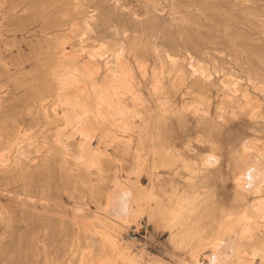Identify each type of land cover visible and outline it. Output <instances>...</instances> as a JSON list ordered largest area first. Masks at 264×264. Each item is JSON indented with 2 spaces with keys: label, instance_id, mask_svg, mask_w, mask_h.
<instances>
[{
  "label": "rangeland",
  "instance_id": "obj_1",
  "mask_svg": "<svg viewBox=\"0 0 264 264\" xmlns=\"http://www.w3.org/2000/svg\"><path fill=\"white\" fill-rule=\"evenodd\" d=\"M54 1L57 0H0V84L3 83L0 85V88L2 87L0 89V96L3 95L2 97L5 96L8 99L2 113H0V118H18V120L26 126V129H21L24 136L21 139L34 136L32 138H35L37 141H41L39 147L42 152L37 155V163H30V168H34L37 164H39V158L44 155L45 149L48 147L44 146L43 141L46 137L50 138L51 135V139L62 138L63 140L76 144L75 151L77 153H75V151L74 153L78 156H83L87 160L95 159L97 161V158L99 159L101 156H110L115 163H104V167L106 168L107 166L110 170L114 169L117 173H119L118 176L121 177H119L121 184H119L120 187L118 186V188L120 191L118 189L117 192L119 193H116L115 195L117 198L113 196L114 199H112V202L110 200V204L112 203V205L111 207L109 206V208L106 207V210L104 207L108 202V197L106 196L111 194L114 189H117L113 183L108 182L107 180H102L101 176L96 171V168L88 170V172H90L91 178L89 179L91 181L89 179L85 180L87 182L90 181V184L82 177L81 179L80 177L76 178V174L70 179L71 181H67V184V182H63L60 179L59 172L54 169L55 172H51L52 175L50 174L52 177L49 175L51 177L50 181H47L48 187L50 188L49 199L51 201L47 212L49 219L52 221L49 224L50 226H46L42 220L38 217L36 218L35 216H32L33 214L31 213L34 212V214H38L37 212L42 213L44 211L42 209V202L40 201L42 196L40 194L38 195V193L27 195L23 194L25 183L28 181H20L17 183L11 182L7 186L8 188H4L7 190L6 192H0V208L3 209L5 213L3 216H0V218H2V221L0 222V263L59 264L64 260L62 263L67 264L71 258L67 252L69 251V254H71V249L76 247L78 243L79 245L81 244L80 246H83L81 251L85 252L83 258L78 257L80 258L79 260H77L78 258H75L77 261L73 259V264H83L84 260V264H135L130 261L133 259H136V264H201L202 261H196L192 258V253L195 251L194 246H196L197 243L182 240L181 236H178L177 238L173 237L174 235L172 236L170 228L171 224L169 220L170 212L173 209H182L187 206V203L194 200L195 202L197 201L196 204H198V211L195 210L198 214L196 216L197 223H194L195 227L202 229L204 226V228H207V222L209 221H218V223L222 221L223 224L219 225V227L222 226L221 229L225 232L223 233V240L221 241L222 243L219 244V248H221V244L224 248L219 249L221 256H223L222 258L220 256L219 261L221 260L220 262L223 264V258L225 257V261L228 262V259L236 252V250H238L240 245L238 244V247H236L237 242L235 241L236 244L234 243L236 238L234 234L240 229L245 228V226H240L243 225L241 223L250 222L254 218L252 217L254 215H252V210L250 213L249 209L248 213L247 210H244L243 208L245 205L249 207L255 204V202L257 203L262 196L260 194H256L254 190H252L253 192L251 191L254 196L250 194L251 192L249 189L251 186H253L252 188H255L256 186V184H254L256 181L251 178L252 175L250 174H253L252 171L254 168L259 169V171H263L264 169V161L259 160V158L255 155H249L244 159H240L238 156L239 152H237L238 149H235L236 141L243 137L248 139H264V119H256L250 114L242 116L241 118H226L220 121L219 126H217L218 129L213 134H210L212 135L210 137L206 131L208 122L205 123L206 121H203L202 118L193 114L191 111V113L188 112L189 110H185L186 112L183 109L180 110L181 105L184 103L191 104L194 101L193 95L189 94L190 90H188L185 95L182 94V92H179L173 96V102H171V112L165 115H162L158 110L156 100L151 95L146 94L145 97L151 103L148 111H145L142 119H135L138 128L128 133L119 132L118 134H120L121 137H124L123 143L120 145H110L107 141L117 134L115 127L110 124L115 123V120L102 124L100 129L95 122L98 120L96 118L97 116L93 118V113L89 111L92 110V107L87 104L88 97L86 94L81 95L78 94V92H73L75 90L68 91L67 95H70V98L68 96L66 98V103L58 104L57 115L54 117L53 115H49L47 98H45L44 101L41 99L39 102L32 99L29 101L27 95L25 94H27L29 89L35 88L37 84L42 83V78H44L43 75L46 76L47 71H51L53 68L51 65L53 58L55 59L58 57V55H54L55 50L52 49L54 44L56 45L57 43V37L54 38V36H48V31L46 29V5H50L54 3ZM147 1L148 0H121L120 5L125 6L133 12L136 11L140 16L139 18L144 19L147 16L144 14L146 13L148 5ZM165 1L163 2L164 6L161 7L159 15L168 19V21H170L171 17L177 13L178 17L186 18L183 16V14H185V16L188 15V18L190 17L193 18L195 22L197 21L196 23H198V25H204L203 27H205V25L206 27L208 26L209 22L203 18L202 13L208 12L207 7L209 4H207V0H200V2L199 0H175L174 2L176 3H174L173 0H169V2H167L168 0ZM180 1H183L184 3L186 2V6L189 7L187 9L185 6L187 9L186 11L182 5V7L180 6ZM250 1L251 2L245 5L246 8L244 6L245 11L240 15V22L236 24L234 23L233 25L231 24V26L230 22L227 20L228 16H226L225 13L217 16L218 18L216 17L217 19L214 21L218 20L217 23L219 22L218 25L221 27L222 31L230 25L231 27H229L228 33L238 37L241 43H248L247 45H244L248 49L251 48L250 46H255L254 48H256V50H260L264 56V0ZM59 2H56L54 4L55 6L53 5L49 10L53 11V9L57 10L58 8L61 10H68L69 8L72 9L70 6L65 8L68 5L67 1L62 0L60 2L61 4ZM175 8H178L176 9V13ZM195 11L198 12L199 15L201 14V16L199 17V15H197L198 13L196 14ZM73 14L74 13L70 14V16L64 17L63 20H70L71 17L74 19L75 14ZM219 17L222 19H219ZM51 20V22L54 20L56 22L55 25L52 24V26L49 27H53L51 31L54 32V30L57 31L62 28L60 26L57 27V24L59 23L58 16ZM213 22L210 23L212 24ZM91 43V41H88V45ZM91 45H93V43ZM70 46V44L66 45L68 51L71 50ZM244 57L245 56H243V58ZM252 60V62H255L258 65L256 58L253 57ZM3 62H5L6 65H3ZM47 66H49V69ZM188 67L189 70L193 69L190 65H188ZM35 70H37V72H35ZM33 72H35V76L32 75ZM20 73L28 75L27 78H29L31 82L23 83V81H26V78ZM196 75L198 74L196 73ZM222 75L223 74L216 75V78H223ZM33 77L34 79H32ZM36 78L39 81L35 80ZM190 82L191 81L185 84L183 88L186 89L187 87L193 85ZM7 83L8 86L6 85ZM244 83H246L245 80L241 81L240 85H244ZM141 89L143 92H149L148 88L143 87ZM7 91H9V93ZM75 110L77 111L75 112ZM212 114L215 115L214 109ZM160 116L163 117L161 118ZM244 125H247L249 129H246ZM140 136L145 139L148 138L147 140L153 138L151 144L154 145L153 152L155 153L147 162L148 166L146 169L140 171L139 173L137 172L138 174L135 173L128 175L126 170L132 167V163L134 162V157L137 152L138 154L143 155L144 150H146L140 145ZM207 138H211L217 142V152L221 154V160L215 161L216 156L213 153L214 151H212L213 147L207 143ZM130 140L131 143H129ZM82 141H84L86 145L84 147H78V144ZM189 141L192 146L191 150L187 149V142ZM74 153L73 155H75ZM13 158L14 156H12V160ZM160 159L161 161L159 162ZM74 160L75 159L72 158L71 162L83 164L81 165V170H79V172L82 171L84 163L80 162L81 160ZM155 161L158 162L157 164L161 165V168H158L157 170L154 169V164L156 163ZM208 161L213 164L208 163ZM56 165L57 163L54 166ZM114 166H117V170ZM2 169L3 167H0V171ZM192 169H205L207 171L217 172V177L213 182L209 183V185H206L207 183H203L201 179L192 180L190 178ZM250 169L251 173L249 171ZM246 172L247 174L244 175ZM247 175H249V177ZM152 178H154L153 181L155 183L156 190L151 193L141 194V188L148 187L151 184L150 182L152 181ZM73 180L76 182H73ZM55 183H57L58 186ZM89 185H92L91 188ZM202 186L204 190H202ZM207 186L208 188L210 187L209 191ZM239 186L241 190L239 189ZM70 189L71 191L76 189V196L78 198L71 197ZM77 189H84L85 191H78ZM89 190H93L92 194L88 193ZM53 191L54 193H52ZM198 191L202 195H200ZM55 193L57 194L54 195ZM68 195H70V197ZM54 196H56V198ZM30 198L37 199V208L39 207L37 210L33 211V209L28 206L29 203L24 205L26 200L28 201ZM113 201L116 203L113 204ZM77 202L80 204L82 203L81 205L83 206L85 205L87 208L85 213L87 214L84 213V217L81 215L74 219L73 207L77 204ZM130 204L132 205L130 206ZM143 205L147 206L148 211H143ZM202 205H205V208ZM200 206H202V208ZM15 209L18 210L16 211ZM128 209L131 211H128ZM168 209H170V211ZM63 210L67 213H64ZM133 210L138 213L135 215H140L137 219L138 224L134 223V215H132ZM24 211H26V213ZM200 212L205 213L201 214ZM247 214H249V217H247ZM8 216H10V218ZM62 216L65 217L63 218ZM201 219H203V222ZM11 221H13L12 224ZM2 222L6 223V225ZM72 222H75V225ZM231 222L232 224H228ZM9 224L11 226H8ZM84 224H86L87 227L89 226V230L86 226H83ZM139 225L141 229L137 228ZM179 228H183V226L179 225ZM250 228L251 230L254 229L253 226H250ZM81 229L84 230L81 231ZM84 231L87 232L85 233ZM82 237L86 239H82ZM188 237L192 239L193 235L188 234ZM229 238L232 241H230ZM72 239L74 241H72ZM78 239L80 240V243ZM224 239L227 240V243L224 242ZM228 241L231 243H228ZM232 242L234 243L233 245ZM233 247L236 248V250ZM65 249L67 251H65ZM206 252H213V249H207ZM126 254L130 255V257L124 258ZM225 255L230 256L226 259L227 256ZM253 261L254 262L251 263L256 264L261 260L260 258H253ZM224 264H226V262Z\"/></svg>",
  "mask_w": 264,
  "mask_h": 264
},
{
  "label": "bare ground",
  "instance_id": "obj_2",
  "mask_svg": "<svg viewBox=\"0 0 264 264\" xmlns=\"http://www.w3.org/2000/svg\"><path fill=\"white\" fill-rule=\"evenodd\" d=\"M59 1L61 2L62 0H57L50 5H46V29L48 31V36H54V38L57 37V43L56 45L54 44V47L52 49L55 50H53L55 52L54 55H58V57H56L55 59L53 58V61L51 63L53 68L51 69V71H47L46 76L43 75L44 78H42V83L37 84L38 86L36 85V87L34 86L35 88L29 89V91H27V94L24 93L25 95H27L29 101L32 99L36 102H39L41 99L44 101L45 98H47L49 115H53V117L57 115L58 104L66 103V98L68 96L70 98V95H67L68 91L75 90L73 92H78V94L81 95L86 94L88 97L87 104L88 106L92 107V110L89 111L93 113V118L97 116L96 118L98 120H96L95 122L100 129L102 127V124L110 122L111 120H115V123L110 124L115 127L117 134L107 141L110 143V145H120L121 143H123L124 137H121L120 134H118L119 132L128 133L138 128L135 119H142L145 111H148L149 105L151 103L145 97L146 94L151 95L156 100V103L158 104V110L162 115H165L171 112V102H173V96H175L179 92H182V94L185 95L187 94V91L190 90L189 94L193 95L194 101L191 104L184 103L183 105H181V109H179H183L184 111L189 110L188 112L191 111L193 114L199 116L203 121H206L205 123L208 122L206 131L210 137L212 136L210 134H213L218 129L217 126H219L220 121L223 119L241 118L242 116L249 114L256 119H264V56L260 50H256V48H254L255 46H250L251 48L248 49L244 46L248 43H241L238 37H235V35L228 33L229 27H231L234 23L236 24L240 22V15L245 11L244 6L251 2L250 0H207V4H209V6L207 7L208 12H202L203 18L209 22L207 27L206 25L205 27H203L204 25L201 26V24L198 25V23H196L197 21L195 22L193 18H188V15L185 16V14H183V16L186 18L178 17L176 13V9L178 8H175L176 14L171 17L170 21H168V19H165V17L160 16L159 12L161 10V7L164 6L163 2L165 0H148L147 9L145 8L146 13H144L147 16L144 19H140V16L136 11L135 13L132 10L127 9L125 6L120 5L121 0H65L68 3L65 8L70 6L72 7V9H64L66 10L64 11L58 8L57 10L53 9V11H50L49 9H51V7ZM174 1L175 0H173V2ZM167 2H169V0ZM185 3L183 1L179 2L180 6L182 5L186 11L189 7H187V4ZM185 6L187 7V9ZM72 13L75 14H73L75 16L74 19H72L71 17L70 20H63L64 17L70 16V14ZM197 13L198 12H196V14ZM222 13H225V15L228 16L227 20L230 22V25L232 24L231 26H227L224 31H222L221 27L218 25V20L214 21L218 18L217 16L223 15ZM197 15H199V13ZM57 16L59 17V23L57 24V27L60 26L62 28L58 29L57 31L54 30L53 32L51 31L53 27H49L52 26V24L55 25V20L51 22V19ZM200 16L201 14L199 15V17ZM219 19L222 18L219 17ZM210 22L213 23L211 24ZM88 41H91L93 45H91L92 43L88 45ZM67 44L71 45V50L69 51L66 47ZM243 56H245L246 58H243ZM253 57L257 59L256 61L258 65L255 62H252ZM3 65H6V63L3 62ZM48 65L51 66L50 64ZM188 65H190L193 69L189 70ZM49 66H47L48 69ZM35 72H37V70H35ZM35 72H33L32 75H34ZM196 73L198 75H196ZM219 74H223V78H216V75ZM23 76L26 78V81H23V83L31 82V80L27 78L28 75L25 74ZM32 79H34V77ZM35 80H37V78ZM243 80H245L246 83H244V85H240V82ZM189 81H191L190 83H192L193 85L184 89V85L189 83ZM2 84L3 83H1L0 85ZM6 85L8 86V83ZM143 87L148 88L149 92H143L141 89ZM7 92L9 93V91ZM2 96L3 95L0 96V113H2L6 105L5 103H7L8 101L5 96ZM213 109L215 111V115L212 114ZM76 111L77 110H75V112ZM160 117L162 118L163 116ZM244 127L246 129H249L247 125H244ZM22 128L26 129V126L23 125V123L18 120V118H0V167H3V169L0 171V192H6L7 190L4 188L7 187L11 182L17 183L20 181H28L27 183H25L23 194H40L42 196L40 201L42 202V209L44 210L42 213L37 212L38 214H34V212H31L33 214L32 216H35L36 218L38 217L44 222V225L47 226L52 221L49 219L47 212L49 203L51 202L49 199L50 188L48 187L47 181H50L52 177L51 172H55L54 169H56L60 174V179L63 182H67L72 177H74L75 174L77 175V177L75 176L76 178L80 177L81 179L82 177L84 178V180L89 179L91 177L88 170L96 168V171L101 176L102 180H107L108 182H111L116 186L115 188L117 190L114 189L112 191L111 189L113 193L110 191L111 194L106 196L108 197V202L104 207H111L112 203L110 204V200L112 202V199H114L113 196L115 197L116 193H119L117 191L119 189V184H121V180L119 179L120 176H118L119 173H117V171H115L114 169H111V171L106 166V164L105 166L107 169L104 167V163H115V161L112 160L110 156H101L99 159L97 158V161L95 159L87 160L83 156H78L75 154L77 153L75 151L76 144L67 140H63L62 138L51 139L50 135V138L46 137V139L44 138V141L41 139L44 143V146L48 147L45 149L44 155L39 158V164H37L34 168L31 167V169L30 165L38 160L37 155L38 153L42 152L41 148L39 147L41 141H37L35 140V138H32L34 136L21 139L24 137L23 133L21 132ZM147 139L142 138L141 136L139 137L140 145L146 150H144L143 155H140L137 152L134 157L132 167L126 170L128 175H132L137 172L139 173L140 171L146 169L148 166L147 162L155 153L153 152L154 145L151 144L153 138L150 140ZM207 140V143H209L213 147L212 151H214L213 153L216 156L215 161L221 160V154L217 152V142L212 140L211 138H207ZM129 143H131V140L129 141ZM85 145L86 144L84 143V141H82L80 144H78V147H84ZM191 148V142L189 141L187 142V149L191 150ZM235 149H238L237 152H239L238 156L240 159H244L249 155H255L257 158H259V160L264 161V139H248L246 137L240 138L236 141ZM73 153L75 155H73ZM12 156H14L13 160ZM72 158L75 159L74 161L81 160L80 162L84 163L82 171L79 172V170H81V165L83 164L78 162H71ZM160 161L161 159L159 160V162ZM54 162L57 163L56 166H54L56 164ZM155 162L156 163L154 164V169L157 170L158 168H161V165L157 164V161ZM208 163L212 162L208 161ZM116 167L115 169L117 170ZM255 169L256 168L253 169L254 172L252 171L253 174L250 175H252L251 178L256 181L254 183L256 184V186L255 188H252L253 186H251L249 190L250 192L254 190L256 194H260L262 196L257 203L255 202V204L249 207L245 205V207L243 208L244 210H247V212L250 209V213L252 210V215L254 214L252 217L254 218L250 222L241 223L243 225L240 226H245V228L240 229L239 227L240 230L238 229V232L234 231L237 232L234 234L236 237L235 240L233 239L234 243L235 241L237 242V246H235L238 247V244L240 245L238 250L233 247L236 252L232 251L235 253H232L233 255L230 258V255H225L227 256L226 259H229L227 262L225 261L224 257L223 264L225 262L226 264H252L251 262H254L253 258H260L261 261L257 262L256 264H264V169L263 171ZM249 171L251 173V169ZM246 174L247 172L244 175ZM247 176L249 177V175ZM216 177L217 172H211L205 169H192V174L190 176L192 180L201 179L203 183H207L206 185H209V183L213 182ZM153 179L154 178L151 179V184L148 187L141 188V194L151 193L156 190ZM253 179L252 181L254 182ZM73 182L76 181L73 180ZM55 184L57 185V183ZM209 188L207 186L208 191L210 190ZM239 189L241 190L240 186ZM77 190L82 191L84 189ZM202 190H204V188ZM92 191L89 190L88 193L92 194ZM199 191L198 193L200 194V192L202 191ZM252 192L250 193L251 195ZM52 193H54V191ZM56 194L57 193H55L54 195ZM70 194L71 197L76 198V189L72 191L70 189ZM68 196L70 197V195ZM54 197L56 198V196ZM27 203H29L28 206L33 209V211L39 208H37V199L35 198H30L28 199V201L26 200L24 205H27ZM114 203L116 202L113 201V204ZM196 203L197 201L195 202L194 200L190 203H187V206L183 207L182 209L172 210L170 207L172 211L170 212L169 220L171 224L170 228L172 231V236L174 235L173 237L176 238L178 236H181L182 240L197 243V245L194 246L195 251L192 253V258L194 260L202 261L201 264H219V262L221 261H219L221 256L219 249L224 248L222 247V244L220 245L221 248H219V244L222 243V236L225 232L222 231V226L219 227V225H222L223 223L222 221L220 223H218V221H209L207 222V228H204V226L202 229L195 227L194 223H197L196 216L198 215L196 213L198 211V204ZM81 204L77 202V204L73 207L74 219L83 215L87 210L85 205L83 206ZM132 204H130V206ZM202 206L200 207L202 208ZM143 207V211H148L147 206L143 205ZM170 209L168 210L170 211ZM195 210L197 211L195 212ZM63 211L64 213L66 212L65 210ZM128 211L131 210L128 209ZM24 212L26 213V211ZM132 212V215H134V223L138 224L137 219L140 215H135L138 214L135 210H133ZM4 214V210L0 208V216H3ZM84 216L85 215H83V217ZM8 217L10 218V216ZM247 217H249V214H247ZM1 221L2 218H0V222ZM13 221H11V224L13 223ZM201 221L203 222V219H201ZM3 224L6 225V223ZM73 224L75 225V222ZM228 224H232V222ZM179 225H182L183 228H179ZM8 226L11 225L9 224ZM83 226H86V224H84ZM250 226H253L254 229L251 230ZM137 228L141 229L140 225ZM84 229H81V231ZM87 231L84 232L86 233ZM188 234L193 235V238H189ZM84 237H82V239ZM72 241L74 240L72 239ZM226 241L227 240L224 239V242ZM230 241H228V243ZM234 243L232 242V245ZM80 245L77 243L76 247L72 246L73 248L71 249V254H69V251L67 252L71 257L67 264H73V259L75 258H83L85 251H81L83 249V246ZM210 248L213 249V252H206V250ZM65 251L67 250L65 249ZM127 257H130V255L126 254L124 256V258ZM222 257L223 256H221V258ZM79 259L80 258H78L77 260ZM130 261L135 264L137 263L136 259ZM62 262H64V260ZM62 262L59 264H63Z\"/></svg>",
  "mask_w": 264,
  "mask_h": 264
}]
</instances>
